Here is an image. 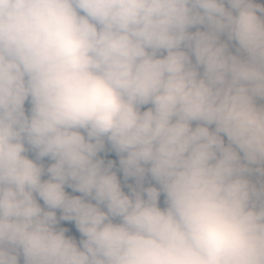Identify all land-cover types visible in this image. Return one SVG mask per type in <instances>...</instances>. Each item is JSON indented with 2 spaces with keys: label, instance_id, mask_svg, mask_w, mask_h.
I'll return each instance as SVG.
<instances>
[{
  "label": "clouds",
  "instance_id": "1",
  "mask_svg": "<svg viewBox=\"0 0 264 264\" xmlns=\"http://www.w3.org/2000/svg\"><path fill=\"white\" fill-rule=\"evenodd\" d=\"M0 264H264V2L0 0Z\"/></svg>",
  "mask_w": 264,
  "mask_h": 264
},
{
  "label": "trees",
  "instance_id": "2",
  "mask_svg": "<svg viewBox=\"0 0 264 264\" xmlns=\"http://www.w3.org/2000/svg\"><path fill=\"white\" fill-rule=\"evenodd\" d=\"M109 158H113L115 159V157L113 155H110ZM70 191V190H69ZM77 195H79V193H76Z\"/></svg>",
  "mask_w": 264,
  "mask_h": 264
},
{
  "label": "rangeland",
  "instance_id": "3",
  "mask_svg": "<svg viewBox=\"0 0 264 264\" xmlns=\"http://www.w3.org/2000/svg\"><path fill=\"white\" fill-rule=\"evenodd\" d=\"M258 2H264V0H258Z\"/></svg>",
  "mask_w": 264,
  "mask_h": 264
}]
</instances>
